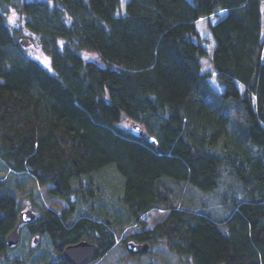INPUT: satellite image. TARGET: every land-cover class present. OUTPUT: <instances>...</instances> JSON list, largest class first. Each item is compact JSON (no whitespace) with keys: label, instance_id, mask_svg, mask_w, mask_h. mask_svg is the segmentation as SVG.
<instances>
[{"label":"trees","instance_id":"16d2710c","mask_svg":"<svg viewBox=\"0 0 264 264\" xmlns=\"http://www.w3.org/2000/svg\"><path fill=\"white\" fill-rule=\"evenodd\" d=\"M122 1L0 0V163L68 205L41 206L30 232L49 237L50 264H69L64 248L82 240L98 245L95 259L109 253L122 219L101 215L82 179L114 167L123 190L113 200L137 227L134 242L164 243L191 264H264V0ZM12 7L55 73L24 53ZM211 17L216 46L203 72L197 23ZM180 193L218 194L226 213ZM79 196L95 197L80 216ZM152 210L168 213L150 228L143 216ZM21 211L0 176V257L14 263L22 259L9 257L6 237Z\"/></svg>","mask_w":264,"mask_h":264},{"label":"rangeland","instance_id":"374dc122","mask_svg":"<svg viewBox=\"0 0 264 264\" xmlns=\"http://www.w3.org/2000/svg\"><path fill=\"white\" fill-rule=\"evenodd\" d=\"M122 2L125 6L127 0H123ZM0 10L4 11L1 6ZM7 15L10 25L13 28L20 29L17 33L18 37L29 41V44L24 46L23 49L27 57L37 60L51 73H55L52 67L51 57L42 47L40 35L29 32L23 27L25 19L14 7L10 8ZM215 23L216 18L213 17L209 19L206 18L205 20L202 19L197 23L201 39L205 47L208 49V55L201 59V68L203 72L212 70L211 57L216 44L212 38L209 26ZM83 54L86 58L101 63L99 56L94 51L84 50ZM210 86L218 93L222 91V87L214 78L210 79ZM122 126L129 131L135 130L133 128V122L129 121L127 118L123 119ZM0 176L8 177L10 179L14 191L21 202L22 210L31 209L36 212L37 216H39L41 206L50 208L57 212H62L68 208L65 201L51 196L48 193L49 186H39L35 179L26 173H15L9 171L0 163ZM82 183L90 188H96L97 191L95 194L100 196V199L95 204L97 209H101L103 211L101 215L106 216L109 214V216H111L110 218H112L114 214L118 215L119 218L122 219L120 220L123 223L116 225V227H122L124 229L121 236L116 241V245L113 249L105 256L94 259L89 264H191L188 259H180L179 257L171 254L164 243L150 247L149 252L144 254L139 259L130 258L127 254H125L124 246L126 247V244H124V240L130 235L136 233L138 229L135 225L129 224L126 217L121 214V208L119 206L117 207V204L113 200L121 195L123 190V178L114 167H107V169L100 173H95L90 177H85L82 179ZM220 190L222 191V189ZM33 192L35 193L33 194ZM189 194L191 197L188 196ZM189 194L180 193L178 200L183 202L194 201L196 206L210 207L216 214L219 215L226 213L220 203V195L203 193ZM79 198L82 202L80 204V211L77 214L78 216L86 211H90L89 206L91 205V199L95 200V197L91 196L88 197L89 201L80 196ZM167 213L168 212L166 210H152L145 214L143 217L146 220L147 227L152 228L155 224L162 221L167 216ZM20 233L21 240L19 244L11 247L8 255L10 258L22 259V262H9L0 257V264H50L51 262L57 261V256L52 249L50 239L47 235H34L30 232L26 225H23L20 228ZM34 238H37V242H34ZM130 241H133V239L128 238V242Z\"/></svg>","mask_w":264,"mask_h":264},{"label":"water","instance_id":"95a60500","mask_svg":"<svg viewBox=\"0 0 264 264\" xmlns=\"http://www.w3.org/2000/svg\"><path fill=\"white\" fill-rule=\"evenodd\" d=\"M21 43L26 46L29 44L28 40L21 39ZM134 128L139 130V126L134 125ZM150 142L156 143L154 136L149 137ZM37 218L36 212L31 209L23 210L19 213V219L15 228L7 235L6 241L9 247L19 244L21 240L20 228L24 224H31ZM37 242V238H34ZM150 243H136L130 241L126 248L132 254H146L150 250ZM99 252V247L93 242L82 240L77 243L67 245L63 250V257L69 264H89L92 262Z\"/></svg>","mask_w":264,"mask_h":264},{"label":"flooded vegetation","instance_id":"af4514ba","mask_svg":"<svg viewBox=\"0 0 264 264\" xmlns=\"http://www.w3.org/2000/svg\"><path fill=\"white\" fill-rule=\"evenodd\" d=\"M24 225H26L27 227L29 226V224H24ZM22 226H23V225H22ZM22 226H21V227H22Z\"/></svg>","mask_w":264,"mask_h":264},{"label":"crops","instance_id":"0c3cea01","mask_svg":"<svg viewBox=\"0 0 264 264\" xmlns=\"http://www.w3.org/2000/svg\"><path fill=\"white\" fill-rule=\"evenodd\" d=\"M222 14H224V13H222ZM214 18V17H213ZM216 22H217V19H216Z\"/></svg>","mask_w":264,"mask_h":264}]
</instances>
